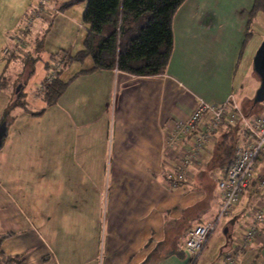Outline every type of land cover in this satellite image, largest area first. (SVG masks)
<instances>
[{"label": "crops", "instance_id": "1", "mask_svg": "<svg viewBox=\"0 0 264 264\" xmlns=\"http://www.w3.org/2000/svg\"><path fill=\"white\" fill-rule=\"evenodd\" d=\"M198 1L191 0L178 14L187 25L179 46L174 29L178 16H173L172 53L163 73L136 76L117 69L79 73L92 65L78 69L63 79L71 81L52 104L60 108L67 99L74 104L73 113L58 117V126L47 127L35 126L36 119L45 118V113L41 118L32 117L40 107L31 111L25 104L10 108L16 113L3 121L5 109L22 89L20 82L7 75L16 70L18 60L9 59L3 50L15 47L19 35L27 46L39 30L46 29L49 18L43 10L23 32L26 16L38 0H0V123L6 122L0 146L1 255L22 256L26 264H189L187 229L208 222L219 209L216 177L228 160L213 164L216 148L226 135L234 137L235 146L251 136L245 129L223 122L199 150L186 179L172 186L167 175L193 144L190 134L169 144L174 120L186 118L199 99L216 105L231 97L241 109L253 98L244 90L258 86L252 57L248 58L251 68L242 77L249 83L235 80L241 46L232 49L229 59L227 51L214 52L205 45L204 33L212 23L202 19L206 2L200 8ZM253 1L247 4L249 10ZM50 6L60 8L57 0H51ZM245 17H235L232 22L233 31L241 33L239 39L235 37L239 44ZM25 49L20 46L16 54ZM54 62L49 58L46 66ZM37 95L43 103L39 92ZM209 117L202 119L196 133ZM65 120L67 127L61 126ZM52 135L57 137L53 150ZM71 141L74 151L66 158L61 152ZM51 159H64L59 161L62 170L58 177H49L55 168ZM256 165V176H260L264 155ZM255 188L245 191L230 216L223 218L225 239L216 243L218 256L213 262L203 258L214 231L194 264L201 258V264H219L225 252L233 251L234 240L239 239L236 231L252 222L248 210L263 200L264 191ZM230 232L234 240H229ZM235 254V264H264V222L259 224L254 242Z\"/></svg>", "mask_w": 264, "mask_h": 264}, {"label": "rangeland", "instance_id": "2", "mask_svg": "<svg viewBox=\"0 0 264 264\" xmlns=\"http://www.w3.org/2000/svg\"><path fill=\"white\" fill-rule=\"evenodd\" d=\"M50 1L48 0L47 6L43 11V14L45 13L49 18V24L45 26V30H39L35 36L32 37L31 43L28 42L27 46L25 43V40L22 41L21 46L26 48L23 53H17V50H13L12 53L8 54L7 56L9 59H17V65L16 70L14 72L10 71L7 74L9 77H12L13 82H20L22 84V89L20 90L22 94L21 101L25 103V100L27 103V107L31 111L43 109V112L41 115H44L45 118L40 119L39 121L36 118H41V115L32 116L35 120V126L36 124H44L47 127H53L58 126V117L59 118H68L69 114L73 113L74 111V104L73 102L67 101V99L62 100V107H54L52 106H45V103L41 102L39 99L40 87L42 84V81L45 79L44 77L49 75L51 66L54 64L46 66L48 59L54 55L56 63L60 64L62 60H66L67 57L65 55L69 54L70 56L75 55L79 50L83 47V40L86 34L87 25L83 22V11L86 5L87 0H57L58 6L60 8H55L50 5ZM53 1V0H52ZM73 1V3H72ZM191 0H185L180 8L176 10L175 17L178 16L179 12H181V9L183 6H186L188 2ZM202 1L206 2L205 8L203 11H205V15L202 16V19L204 21H209L212 23V28L206 31L205 35V45H207L209 50L215 51H221L222 53H226L227 51V57L230 59V52H232V49L234 51V48H237V50L241 49L242 55L240 59V64L238 65L237 72L235 75L236 82L242 80L249 83L248 78H242L245 71L249 68H251L249 62L250 57H253V54L257 47L259 46L261 40L264 37V14L258 12L255 17H253L251 23L249 24L248 29L246 28L245 24L247 25V19L249 17L250 10L247 6L249 0H199L200 2V8L202 7ZM251 1V0H250ZM37 6V4H36ZM49 8H54L51 11ZM199 8V10H200ZM244 10L247 12L244 13ZM244 20V26H243V37L241 38L242 44H239L238 40L239 35L241 33H238L235 30L234 26L232 25V22L235 21V17L245 15ZM239 21V20H238ZM221 23V25L218 27L217 23ZM209 23V24H210ZM232 25V26H231ZM237 25V24H236ZM187 26L184 22L183 16H178L177 22L174 23V29L176 32V43H178L179 46V40L183 38L184 30L183 28ZM223 27V28H222ZM222 28V29H221ZM235 37L237 39H235ZM41 41V47L40 49H36V44ZM17 49V48H16ZM28 49L32 50L28 51ZM181 48H178L179 52ZM207 50V49H206ZM67 53V54H65ZM207 53V52H206ZM217 56L218 55V52ZM178 54V53H177ZM173 55V54H172ZM177 56L175 55V60H177ZM249 58V59H248ZM72 63L70 65H67L65 69L63 70L61 77L63 79H67L70 75L74 74L75 71L78 69H84L92 65L91 59L89 57L85 58L83 61H76L71 60ZM63 64H61V67ZM250 66V67H249ZM46 75V76H45ZM5 76V75H4ZM19 84V83H18ZM246 87H248L246 85ZM17 89V85L15 87V90ZM14 90V92H16ZM70 91H68L69 93ZM244 92L249 93V97H253L255 89L254 88H247L244 90ZM72 98L74 99V95H72ZM252 98L249 100H246L243 104L245 106L246 112L249 111V106L251 104ZM60 106V105H59ZM263 106L259 105V107H255L251 110L250 114H256L263 112ZM16 111L14 109H11L7 112L6 118L10 115L15 114ZM56 117V120L54 121V118ZM5 121V120H4ZM54 121V123H53ZM1 124V123H0ZM61 126L67 127V120H65ZM57 134V133H54ZM50 143L52 144V150L55 148L57 144V137L55 135L50 136ZM235 148V147H234ZM234 148L232 150V153H230L229 157H233ZM51 150V153H52ZM74 151L73 148V141L67 144V146L63 147V151L61 153H64L65 157L67 158L69 155L72 154ZM60 152V151H59ZM64 159H55L50 160L51 164H54L55 168L51 173L49 174L50 178L58 177L60 175V170H62V167L58 164L59 161H63ZM73 162V160H70ZM215 183V182H214ZM225 219L221 220L220 224L216 228L215 232L212 234V237L209 240L208 243V249L203 253V258L209 257L210 261L214 257L218 256V252L216 249L218 240L221 242L225 239V236L222 232V226ZM234 236V233H233ZM229 240H234L231 236V232L228 235ZM236 241V240H234ZM219 242V243H220ZM217 243V244H216ZM232 245V242H231ZM215 251V252H214ZM217 254V255H216ZM203 258L199 260L197 264H201ZM217 259V258H216Z\"/></svg>", "mask_w": 264, "mask_h": 264}, {"label": "trees", "instance_id": "3", "mask_svg": "<svg viewBox=\"0 0 264 264\" xmlns=\"http://www.w3.org/2000/svg\"><path fill=\"white\" fill-rule=\"evenodd\" d=\"M184 1L87 0L82 15L83 22L87 25L83 47L75 55L68 54L66 56L67 62L51 81L44 80L42 82L39 91L45 106L54 104L71 81L62 80L60 77L71 60L83 61L87 57L91 59V68L81 70L79 73L96 69H117L136 76H152L163 73L172 53V19ZM258 12L264 14V0L253 1L247 20L248 27ZM40 47L41 41L36 44V49H40ZM50 58L55 59L54 55ZM21 98L22 94L19 91L17 97L5 109L3 118L10 108L24 107L25 103L21 101ZM259 105L263 106L262 102L254 104L251 101L248 112H246L245 106H242L241 109L246 115ZM43 110L44 108L32 112V115H39ZM235 143L231 134L226 135L216 148L215 158L217 159L213 160V164L228 160L226 165L228 166L232 160V156H229ZM260 157L262 155L258 156L256 164ZM256 164L255 166H257ZM254 188L255 185L251 184L248 189L251 191ZM0 264L26 263L22 256L2 254Z\"/></svg>", "mask_w": 264, "mask_h": 264}, {"label": "built area", "instance_id": "4", "mask_svg": "<svg viewBox=\"0 0 264 264\" xmlns=\"http://www.w3.org/2000/svg\"><path fill=\"white\" fill-rule=\"evenodd\" d=\"M48 0H38L27 14L23 32L28 31L36 18L46 8ZM22 32V33H23ZM23 35L17 38V44L12 48H4V54H10L19 47L23 41ZM54 63L45 81L49 82L64 65ZM264 108V101L262 102ZM206 115L210 117L203 128L196 133L198 125ZM225 122L232 127L239 126L249 132L251 139L236 145L231 163L221 170L217 176V187L221 200L219 209L214 218L202 224L190 226L185 234V248L190 254L189 264H194L200 256L209 236L216 230L219 222L230 216L234 207L239 204L241 195L254 184L257 190L264 191V173L256 176V160L264 155V112L256 115H244L233 98H228L221 104H209L199 99L191 113L183 119L174 120V127L168 137L169 144H175L180 140V135L190 134L193 138L192 148L179 159L173 172L167 175L172 186H178L186 179L189 166L198 157L199 150L213 137L216 128ZM248 214L252 216V222L246 228L236 231L239 239L232 245V252H225L219 264H235L236 254L244 247L254 242L259 224L264 222V199L259 204H254Z\"/></svg>", "mask_w": 264, "mask_h": 264}, {"label": "water", "instance_id": "5", "mask_svg": "<svg viewBox=\"0 0 264 264\" xmlns=\"http://www.w3.org/2000/svg\"><path fill=\"white\" fill-rule=\"evenodd\" d=\"M252 71L258 78V86L252 101L254 104L264 101V37L252 57ZM6 134V122L0 124V146Z\"/></svg>", "mask_w": 264, "mask_h": 264}]
</instances>
